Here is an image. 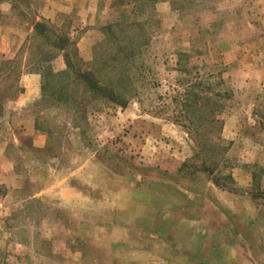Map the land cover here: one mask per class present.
Returning <instances> with one entry per match:
<instances>
[{
	"label": "rangeland",
	"instance_id": "rangeland-1",
	"mask_svg": "<svg viewBox=\"0 0 264 264\" xmlns=\"http://www.w3.org/2000/svg\"><path fill=\"white\" fill-rule=\"evenodd\" d=\"M67 3L0 0V103L14 80L8 60L22 75L45 67L35 56L51 41L27 43L48 23L69 38L81 72L124 104L88 95L71 124L41 104V89L27 109H10L20 87L2 101L0 157L14 176L0 178V264H264V129L254 125H264V88L245 77L264 55V0H107L85 49L88 26ZM51 53L62 87L65 59ZM247 86L260 95L254 108ZM25 121L43 149L20 130ZM236 170L256 199L232 210L213 186L239 190Z\"/></svg>",
	"mask_w": 264,
	"mask_h": 264
},
{
	"label": "crops",
	"instance_id": "crops-1",
	"mask_svg": "<svg viewBox=\"0 0 264 264\" xmlns=\"http://www.w3.org/2000/svg\"><path fill=\"white\" fill-rule=\"evenodd\" d=\"M50 1L52 0H47V2H50ZM73 1L74 0H57V4L62 3V2H68L67 3V6L69 7L68 12L69 13L74 12L78 15L79 18H84V20L86 21L85 26H88V28L85 33L87 34L85 38L81 39V42L87 41V43L85 44L80 43V45L82 44L80 46V49H85L91 46V44L89 43L90 42L89 36L95 35L98 32L96 31V29L93 28L94 21L92 19H94V17H92L91 19V16L92 14L96 13L97 9H101L102 12H105V9H106L105 3L107 0H85L84 5L81 3H73ZM99 3L101 4L100 6H98ZM155 8L156 10H159L160 13L164 14V16L169 17L171 15L170 5L168 2L158 3L155 5ZM88 19H91V20L88 21ZM234 49L236 50V48ZM262 56L263 57L262 58L260 57V59L257 62L254 59V64H252L253 66L251 65V70L248 71L247 76H245L248 78L247 85L248 86L251 85L252 88H260V89L264 88V55L262 54ZM225 62L227 64H230L233 62V59H230L229 61L225 60ZM39 84H40V76L38 74L36 73L23 74L20 77V83H19V87L22 88V92H20V96H18L13 102L10 103L11 105L10 109L23 110L37 103L39 96H40V85ZM251 90L252 89H249V88L246 90V96L247 98L248 97L251 98L252 108H254L255 105L260 100V95L258 92L255 94L252 93ZM255 124L259 128L264 129V125L259 124V123H254V125ZM243 126H244L243 128L241 127V125H238L237 127L236 124H234V122L228 121L225 124L224 129L231 128L235 130L236 129L242 130L246 128V124H244ZM9 130H11L10 127H9ZM20 130L23 132L24 135H27L30 137L31 145L33 148L40 150L45 147L46 137L42 133L35 130L32 121H25L24 123H22L20 125ZM235 137H236V134H234L232 141L235 139ZM243 137H245V135H243ZM14 141L16 142V139ZM259 153L261 154L263 152L260 151ZM261 157H264V154H262ZM242 159L244 161L247 160V159H244V157H242ZM263 162H264V158H263ZM248 163L249 162L245 161V164H248ZM262 167L264 168V164H262ZM242 174H244V176H240ZM5 176H10V177L14 176L13 164L11 161L7 160L5 157H0V178H3ZM231 176L234 181V187L238 188L239 190L234 191V190L225 189V188H218V187L215 188L213 186L214 190L218 193L219 197L226 201L227 207L229 209L236 210L237 209L236 202L238 199L240 200L242 199L245 202L255 201L256 198L252 195V192L250 190V187L252 184L251 176H249V174H247L246 172H241V170L232 171ZM240 207L241 206H239L238 208ZM2 208L3 206H1L0 204V217L2 213ZM3 209L6 211L7 208L5 207ZM2 223L3 221L0 218V230H1ZM2 238L3 236L0 233V252L4 251L5 249V243L2 241L3 240Z\"/></svg>",
	"mask_w": 264,
	"mask_h": 264
},
{
	"label": "trees",
	"instance_id": "trees-1",
	"mask_svg": "<svg viewBox=\"0 0 264 264\" xmlns=\"http://www.w3.org/2000/svg\"><path fill=\"white\" fill-rule=\"evenodd\" d=\"M47 24H35L33 27L34 33L28 38L27 43L28 51L30 49H34L35 37L37 38L38 35L40 38L51 41L52 44L49 45L50 49H48V47H38L41 51L35 56L36 58L41 57L42 60L40 62L45 64V67H40V70L35 71V73L40 76L41 104H47L52 109H63L66 112L65 114L71 116V124L74 123V115L77 114L80 109L83 108V104L88 101L86 100V98L89 97L88 95H90V99H97V97H99L118 102V104H124L123 102L118 101L120 98L114 97L111 92L108 94L110 90L107 89V85L105 86V84L102 83L103 81L92 80L86 71L85 73L81 72L80 68L76 66L77 63L75 62V58L74 60L70 59V57L74 54L72 53V46L69 42V38L64 35L57 34L56 32L54 33L47 27ZM51 51L60 52L65 59L67 76L62 87L59 86L61 79L58 78L54 72H52L48 65L52 59ZM13 60L14 59L8 60L7 63L4 64L5 66H8V74L5 78L6 82L9 80L7 77L12 75L14 76V80L11 81V83L3 90L2 94L6 95V97L3 98L2 96V101L4 99L12 100L19 91L18 81L22 72L20 69L14 71V69L11 68L14 62ZM39 65L40 63L37 64V66ZM119 84H116L115 87ZM78 89L79 92H77ZM105 90L106 95H104ZM2 101L0 103V107L2 105ZM35 130L40 132L38 127H36ZM47 137L49 139L48 134Z\"/></svg>",
	"mask_w": 264,
	"mask_h": 264
}]
</instances>
